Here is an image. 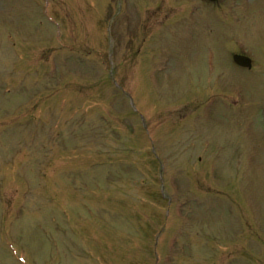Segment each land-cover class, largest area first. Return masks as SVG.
Returning <instances> with one entry per match:
<instances>
[{
    "label": "rangeland",
    "instance_id": "1",
    "mask_svg": "<svg viewBox=\"0 0 264 264\" xmlns=\"http://www.w3.org/2000/svg\"><path fill=\"white\" fill-rule=\"evenodd\" d=\"M182 1L0 0V264H264V0Z\"/></svg>",
    "mask_w": 264,
    "mask_h": 264
},
{
    "label": "water",
    "instance_id": "2",
    "mask_svg": "<svg viewBox=\"0 0 264 264\" xmlns=\"http://www.w3.org/2000/svg\"><path fill=\"white\" fill-rule=\"evenodd\" d=\"M235 59L242 66H245V65H248L249 64V60L246 59V58L235 57Z\"/></svg>",
    "mask_w": 264,
    "mask_h": 264
}]
</instances>
